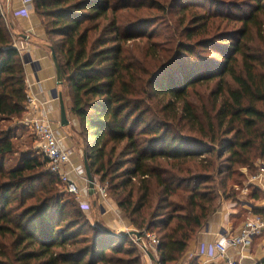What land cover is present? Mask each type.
<instances>
[{"label":"trees","instance_id":"1","mask_svg":"<svg viewBox=\"0 0 264 264\" xmlns=\"http://www.w3.org/2000/svg\"><path fill=\"white\" fill-rule=\"evenodd\" d=\"M251 1L242 15L214 11V0L33 2L89 139L93 176L135 231L157 236L158 264L178 263L236 168L251 172L264 159V0ZM224 21L239 27L218 33ZM29 101L24 57L0 10V264H144L129 236L67 197L42 154L6 169L17 151L3 124ZM223 175L220 195L214 177Z\"/></svg>","mask_w":264,"mask_h":264},{"label":"crops","instance_id":"2","mask_svg":"<svg viewBox=\"0 0 264 264\" xmlns=\"http://www.w3.org/2000/svg\"><path fill=\"white\" fill-rule=\"evenodd\" d=\"M13 1V10L15 14L14 12L12 13V23L14 24L16 18L19 19L18 13L22 12V15H24L22 18V26H26L25 29L31 33V35H28V37L25 39L26 42L24 45H22L23 47H19L18 44V49L21 51L22 55L24 52V54L28 53L29 56L32 55L33 57H36L38 55L42 57L41 62L39 61V58V60L36 59L37 61H35L36 63H39V65H37L34 69L36 71H33V68H31L30 65H26V73L29 85V98L31 100H35L36 103L40 105V107L46 106L50 111L51 118L57 110L58 113L60 111V103L58 101V106L55 104V101L58 99H55L53 95L54 92L57 93V90L54 89V86L57 85V77L54 65L53 63L52 65L50 64L47 58L48 54L44 51L43 47L39 46L38 44L31 43V40H27L32 36L40 38L41 40H46V33L39 28L41 23L37 18L33 6L28 8L27 10H29V12L26 13L24 10L25 7L23 6V0ZM21 6H23V9H20ZM65 106L68 117V115L72 113L70 110L71 107H68L67 101ZM59 116L61 119V114H59ZM72 121L73 126H75L77 130H81L80 121L76 116L73 115ZM60 144L71 154V165L66 168V172L68 173L69 178L75 182L79 188H81V178H79L78 175L72 171V169L79 165H84V158L83 161H79L76 142L74 143L73 136L68 135V132H65V136L60 137ZM98 187L94 194L91 195L89 192L88 194L83 192V195L80 197V203L82 205L88 204L90 206L91 213L88 215L89 219L92 222L98 223L101 227L119 234L135 231L134 228H132L129 220L126 218L125 214L122 213V211L118 209L115 204H111L114 205V209H106V212H103V204L106 205V203L102 199L98 191ZM245 194L247 198L246 203H248V205L242 204L240 207L243 210L242 212H245L247 220V218H250L252 215H254V208H264V198L260 200L255 199L253 197V191L251 188H247ZM238 209L239 208L236 205L224 203L218 213L210 219L206 227L200 231L195 240L190 244L188 251L176 264H228L226 258H211L206 253L208 247L213 245L215 242L225 243L228 238L239 234L241 227L244 225L246 220H241L240 216H238ZM203 251L205 252V255H202ZM156 255L157 256L153 257V262L149 261L143 255L144 264H158V261L160 260L159 252H157ZM227 256L231 260L235 261L236 264H260V262L264 260V235L254 238L250 247L242 250L230 249L227 253Z\"/></svg>","mask_w":264,"mask_h":264},{"label":"rangeland","instance_id":"3","mask_svg":"<svg viewBox=\"0 0 264 264\" xmlns=\"http://www.w3.org/2000/svg\"><path fill=\"white\" fill-rule=\"evenodd\" d=\"M14 1L13 0H0V10L1 13L4 15L5 19H6V25L8 27V29H10V31L13 33L15 42L17 43V47L19 44V47H23L22 45L25 44L26 40L22 37L23 35L28 37V35H31L30 31L28 32L25 27L26 26H22V18L24 17V15H22L21 13H18V18H16V20L14 21V24L12 23V17H13V7H14ZM254 3L251 0H214V11L217 10L219 7L221 9H223L224 14L226 15H242L244 13H249L251 11V7H254ZM24 6V4H23ZM23 6L20 7V9H23ZM230 6L233 7H239V9L241 10V12H238L240 10H233ZM34 8V5H33ZM231 8V10H230ZM12 10V11H11ZM25 12H29V10H27L26 8H24ZM15 14V12H14ZM38 18V17H37ZM36 19V18H35ZM39 19V18H38ZM166 21L170 22L169 18H165ZM179 19V16H176V18H171V24L174 23L175 21H177ZM41 25H40V30L44 31L46 33V30L42 24V21L39 19ZM220 24V23H218ZM227 21H224L223 24H221L222 26L219 28V30H217L218 33H230L233 30L237 29V25H226ZM167 24H163V22L160 23L159 28L163 29ZM216 30V29H215ZM216 32V31H215ZM214 32V33H215ZM170 36H173L170 34ZM48 36L46 33V40H41L40 38H37L35 36H32L30 38H28L27 40L30 41L31 43L34 44H38L39 46L43 47L44 51L47 52V58L50 62V64L52 65V61H51V50H50V41L48 40ZM27 41V42H28ZM23 51V50H22ZM197 54L202 56V57H214V59H218L221 60V58L215 54H212V52L208 51L205 52L203 50H198ZM28 53L23 52V57L27 56ZM31 55V54H30ZM32 59L34 61L39 60L41 62L42 57L40 56H36L33 57L31 55ZM39 58V59H38ZM37 59V60H36ZM53 69V66H52ZM27 86H28V93H29V85H28V79H27ZM54 89L57 90V93L63 96V99L67 104L68 107H71V98H70V94H69V90L67 88V84H63L61 86H54ZM58 101H55V104L58 106ZM43 108L46 110V113L48 114V119L50 120L53 129H55L59 136L63 137L65 136V132H68V135L73 136V140L74 143L76 142V148H77V155L79 156V161H83L84 158V154L86 153V147L87 145L90 143L89 139L83 135L82 132V128L81 130H77L75 128V126H73V115L72 113H70L68 115V120H69V124L65 127L61 126V120H60V111L58 113V110L55 112V114L50 118V111L46 106H43ZM71 110V109H70ZM30 110L28 109V112L24 114V116L21 119H13L10 122H7L5 124H3V127L6 129H10L13 133L14 138V143H15V148L17 151V154H15L14 156L10 157L7 161H6V169L7 170H13L15 168H17L22 161V158L24 157L25 153L27 152H33L34 154H38L41 155L40 149H39V144L38 141L36 139V136L33 134V131L31 130V128L29 127L28 122L30 121V119H32L33 117L30 116ZM75 116V115H74ZM70 131V132H69ZM215 156V155H214ZM227 157V156H225ZM225 159V158H224ZM218 164L222 163V162H217ZM264 163V159L262 161H258L257 162V169L248 172L246 171V169H237L236 168V176H234L228 183L227 185V191H226V200L221 201V207L222 205L225 204H231V205H236L239 209L238 212L240 213L242 210V208L240 207L242 204H246L248 205L247 202V198H246V191L247 188H251V190L253 191L254 194H256L258 197H262L264 198V194L261 191V189L259 188L258 183L256 182V180L254 179L258 174H259V166ZM226 177V175H223L222 177L220 176H215L214 177V187L218 190L221 191V194H224L225 190L222 188L221 186V181ZM95 180H96V188L98 186H100L101 188H105L107 189V186L102 185L99 181V177L95 176ZM98 181V184H97ZM81 182H82V190L80 188V194L78 196H71L69 195L67 192L64 191V189L62 190L64 193H66L67 197H70L72 199H75L76 201L80 202V197L83 195L84 193L89 192V183L87 181V177L85 178H81ZM258 190V191H257ZM107 191V190H106ZM107 194H109L107 192ZM110 196L108 195V202H110L111 204H114L113 201L110 200L109 198ZM103 207H105V205L103 204ZM220 207V209H221ZM219 209V210H220ZM248 209V208H247ZM90 211L87 212L88 215H90Z\"/></svg>","mask_w":264,"mask_h":264},{"label":"built area","instance_id":"4","mask_svg":"<svg viewBox=\"0 0 264 264\" xmlns=\"http://www.w3.org/2000/svg\"><path fill=\"white\" fill-rule=\"evenodd\" d=\"M33 2L34 0H23L24 7L26 9L32 7ZM28 109L30 110L31 117H33L28 122L29 127L36 136L40 153L49 161L50 171L59 176L65 192L78 196L80 194V188L69 178L68 173L66 172V168L71 165V154L68 150L61 146L59 134L55 129H53L52 124L47 117L46 110L43 107H40L35 100L31 99L29 101ZM72 171L78 175L79 178L86 177L84 165H79L73 168ZM254 179L258 183L257 186H259L264 194V163L259 166V174ZM98 191L106 203L103 212H106V209H114V205H111V203L109 204L108 202L106 189L98 187ZM81 206L83 210L87 212L90 211V206L88 204ZM263 235L264 216L252 215L244 222V225L241 227L238 235L228 238L225 243L215 242L213 245L208 247L206 254L211 258H226L228 264H236L235 261L231 260L227 256L228 251L230 249L242 250L250 247L254 238ZM129 237L140 247L144 257L153 262L151 256L155 257L157 256V252H159L158 246L160 242L157 236L152 233L144 232V236L142 237L141 235L139 239L134 236ZM204 251L202 252V255H205Z\"/></svg>","mask_w":264,"mask_h":264},{"label":"water","instance_id":"5","mask_svg":"<svg viewBox=\"0 0 264 264\" xmlns=\"http://www.w3.org/2000/svg\"><path fill=\"white\" fill-rule=\"evenodd\" d=\"M24 39H26L27 37L26 36H22ZM51 50V60H52V63L54 65V69H55V72H56V77H57V85L58 86H61L63 85L64 83V80H63V75H62V70H61V67H60V64L58 62V59L56 57V54L54 52V50L52 48H50ZM24 61H25V65L29 66L31 68H33V71H36L34 70L36 68L37 65H39V63H36L31 56L27 55V56H24ZM54 95V98L58 99L59 100V103H60V114H61V126L62 127H65L69 124V120H68V117H67V110H66V106H65V102H64V99H63V96L60 94H57L56 92L53 93ZM84 167H85V171H86V177H87V181L89 183V193L92 195L94 194L95 190H96V180L93 176V173L91 171V168L89 166V162L86 158V156H84ZM125 236H134L135 238L139 239L141 237L140 233L137 232V231H133V232H130V233H125ZM151 259H153V257L151 256Z\"/></svg>","mask_w":264,"mask_h":264}]
</instances>
